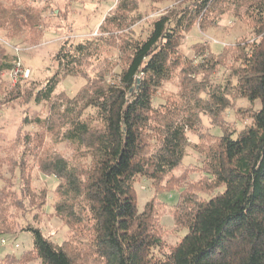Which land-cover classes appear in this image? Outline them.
<instances>
[{"label":"trees","instance_id":"obj_1","mask_svg":"<svg viewBox=\"0 0 264 264\" xmlns=\"http://www.w3.org/2000/svg\"><path fill=\"white\" fill-rule=\"evenodd\" d=\"M39 1L0 0V106H30L14 136L0 137V236L46 205L35 169L57 181L52 215L69 236L46 237L35 214L21 230L31 249L0 264H264V0H147L165 9L141 35L132 27L146 0H119L97 36L60 46L46 84L11 87L2 76L20 58L9 48L36 46L44 33ZM225 17L247 33L219 53L204 38L188 58L185 37ZM68 77L85 80L72 97L57 92ZM231 111L242 128L228 121ZM60 144L72 148L70 158L53 150ZM189 149L201 165L185 166ZM141 180L154 193L143 211ZM172 192L176 204L159 199ZM166 211L171 234L186 232L174 244Z\"/></svg>","mask_w":264,"mask_h":264},{"label":"rangeland","instance_id":"obj_2","mask_svg":"<svg viewBox=\"0 0 264 264\" xmlns=\"http://www.w3.org/2000/svg\"><path fill=\"white\" fill-rule=\"evenodd\" d=\"M119 0H40V6L47 8L45 14L46 23L44 25V33L41 41L36 46H11L10 52L16 53L20 58L22 68L30 71V76L23 80H15L12 72L5 73L2 76L3 81L11 87L19 81L21 83L27 81H35L38 85H44L49 80L51 75L57 68V63L54 57L60 46L68 41L77 43L84 39L92 38L98 35L99 28L105 17L113 12ZM165 7L161 9L152 8L146 0L140 2V12L144 19L142 22L136 23L132 28L137 35L147 32L151 21L157 18ZM247 30L236 23L231 17H225L219 24V27L210 29L207 34L202 35L198 29H194L189 33L184 40L182 50L188 58H194L192 47L199 43L202 39L211 41L212 50L219 53L223 45H233ZM85 85L83 78L68 77L57 89V92L65 91L71 97L74 96L79 89ZM165 90H173L176 88L172 85H167ZM237 107L245 108L249 105L247 101H237ZM30 106L18 104L11 107L0 106V137L12 138L21 125L22 119L25 116V111ZM92 112V111H91ZM227 119L233 123L234 128H242L245 123L237 120L235 112H228ZM205 131L212 132L211 124L207 118H203ZM242 122V123H241ZM249 123V122H248ZM189 140L192 143H198V137L188 134ZM54 151L62 154L66 158H70L73 150L66 144H60L53 148ZM202 157H200L193 149H189L188 158L185 159V166L201 165ZM34 186L40 191L48 189V197L46 205L39 210H30L26 217L17 218L19 228L17 233L10 236H0V259L8 254L21 255L24 251L31 249L32 237L31 234L22 232V228L27 223H33V216H40L41 228L46 237L51 238L54 242L61 243L69 236V229L64 224L52 215L53 190L57 184L54 178L46 177L36 169L33 172ZM198 174L191 175L192 180H197ZM138 197V209L143 211L146 203L153 197V189L149 182L141 180L135 186ZM162 202L169 206L177 203L178 194L175 192L163 194L159 197ZM165 227L169 230L166 239L169 243H176L180 237H184L186 232L181 234H171L173 229V221L170 213L165 212L162 219ZM2 240L6 243L2 244ZM18 245V247H16Z\"/></svg>","mask_w":264,"mask_h":264},{"label":"built area","instance_id":"obj_3","mask_svg":"<svg viewBox=\"0 0 264 264\" xmlns=\"http://www.w3.org/2000/svg\"><path fill=\"white\" fill-rule=\"evenodd\" d=\"M30 74H31L30 71L22 68L21 64H18V66L12 71V76L15 80L28 78ZM5 243L6 242L2 240V244ZM16 247H18V245Z\"/></svg>","mask_w":264,"mask_h":264}]
</instances>
